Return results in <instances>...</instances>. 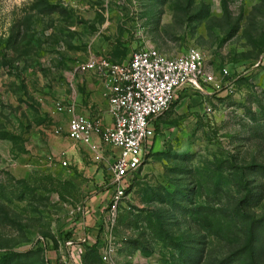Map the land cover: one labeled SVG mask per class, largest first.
Segmentation results:
<instances>
[{
	"label": "rangeland",
	"instance_id": "rangeland-1",
	"mask_svg": "<svg viewBox=\"0 0 264 264\" xmlns=\"http://www.w3.org/2000/svg\"><path fill=\"white\" fill-rule=\"evenodd\" d=\"M140 46L199 50L214 82L179 91L107 219L118 150L56 103L98 119L81 66ZM0 264H264V0H0Z\"/></svg>",
	"mask_w": 264,
	"mask_h": 264
},
{
	"label": "built area",
	"instance_id": "built-area-1",
	"mask_svg": "<svg viewBox=\"0 0 264 264\" xmlns=\"http://www.w3.org/2000/svg\"><path fill=\"white\" fill-rule=\"evenodd\" d=\"M103 85L111 126L77 112L74 104L56 103L59 114L68 117L67 137L99 152L101 145L119 151L112 172V194L106 218L115 217L137 172L145 164L156 136L155 122L170 110L180 90L201 89L214 82L204 70V57L192 49L178 57H167L154 48L140 46L129 58L114 62L92 56L81 66ZM99 140V141H96Z\"/></svg>",
	"mask_w": 264,
	"mask_h": 264
},
{
	"label": "crops",
	"instance_id": "crops-1",
	"mask_svg": "<svg viewBox=\"0 0 264 264\" xmlns=\"http://www.w3.org/2000/svg\"><path fill=\"white\" fill-rule=\"evenodd\" d=\"M89 74H91L93 77H95L96 79H97V81H98V85H96V83H94V88H96V89H98V90H103V85H102V83L99 81V79L94 75V74H92V73H89ZM98 86V87H97ZM104 91V90H103ZM97 99L99 100V97H97ZM93 100H94V98H93ZM106 100V99H105ZM67 104H74L75 105V107H76V110H77V112L78 113H80V114H83V115H86V116H88L89 114L88 113H86L85 111H83L82 110V106H80L79 104H77V103H74V102H69V103H67ZM91 107V106H90ZM102 107V109H105L104 110V112L103 113H101L100 114V116H99V118L98 119H100V121L102 122V124L104 125V126H111L112 125V118L110 117V115H109V113H108V102H107V100H106V102H105V104L104 105H102L101 106ZM67 117V116H66ZM90 117V116H89ZM67 120H68V117H67ZM159 120V119H158ZM158 120L155 122V124H154V127H155V129H156V131H157V124H158ZM67 123H68V121H67ZM68 127H69V123H68ZM67 131H68V128H67ZM68 138V137H67ZM69 139V138H68ZM70 140V139H69ZM72 141V140H71ZM96 141H99V140H97L96 139ZM74 142V141H73ZM154 143V142H153ZM118 154H119V151H118ZM111 194H112V192L110 191V195H106L105 196V198H104V200H103V202L104 203H106L107 201H109V198L111 197ZM96 207H98V213H99V215L100 214H103L104 213V209H105V207H106V205L103 207V204L100 202V205L98 204V206H96ZM102 216V215H101ZM96 217V216H95ZM94 217V218H95ZM90 221H91V219H88V220H86V221H84V223H83V225H82V229H84L86 226L87 227H91V226H93L92 224L93 223H95L96 221L95 220H93V223L91 224L90 223ZM92 233L91 234H88L89 236L90 235H92L93 234V231H91ZM89 236H87L88 237V239H90L89 238ZM83 242H85L86 240H82ZM79 248V247H78ZM79 251V250H78Z\"/></svg>",
	"mask_w": 264,
	"mask_h": 264
},
{
	"label": "trees",
	"instance_id": "trees-1",
	"mask_svg": "<svg viewBox=\"0 0 264 264\" xmlns=\"http://www.w3.org/2000/svg\"><path fill=\"white\" fill-rule=\"evenodd\" d=\"M179 100H180V97L178 96V97H177V100L172 104L171 108H174V107L178 104ZM171 108H170V109H171ZM163 115H164V114H163ZM163 115H162V116H163ZM162 116H160L158 119H160ZM155 131H156V130H155ZM129 189H130V188H129ZM129 189H128V191H129ZM128 191H127V192H128ZM68 236H69V235H68Z\"/></svg>",
	"mask_w": 264,
	"mask_h": 264
}]
</instances>
